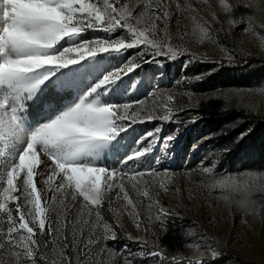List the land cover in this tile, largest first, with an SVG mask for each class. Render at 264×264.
Instances as JSON below:
<instances>
[{
    "label": "snow or ice",
    "instance_id": "6c2138e0",
    "mask_svg": "<svg viewBox=\"0 0 264 264\" xmlns=\"http://www.w3.org/2000/svg\"><path fill=\"white\" fill-rule=\"evenodd\" d=\"M219 5L230 25L243 22L228 0H219ZM174 13L192 22L201 43L218 39L211 26L200 23L191 0H0V264H101L98 257L115 251L107 242L119 238V225L102 215L105 204L112 211L113 193L124 201L122 207L136 227L141 224L125 180L149 201L150 209L158 206V221L170 215L152 199L144 179L168 175L167 170H141L142 161L151 157L160 165L162 159L197 151L209 137L186 147L179 122L167 135L155 127L125 146L122 142L135 125L173 122V109L164 105L157 116L141 107L144 100L121 97L144 87L143 80L130 79L142 65L157 64L160 57L196 58L190 49L171 42L168 24ZM211 15L219 23L217 13ZM89 32L106 35L88 38ZM260 39L264 51V37ZM133 49L134 57L125 56ZM149 70L144 69L145 75ZM167 99L175 102L171 95ZM229 131L225 127L213 135L227 136ZM250 132L241 131L233 145ZM223 151L231 148L226 145ZM110 154L115 160L111 168L101 162ZM215 167L201 161L203 173L213 177V188L227 199L243 181L218 176ZM141 180L142 190L137 189ZM159 187L167 191L163 183ZM127 238L133 239L130 234ZM137 243L142 242L137 238ZM207 251L214 259L222 257L211 246ZM119 255L123 264H136L127 246ZM148 255L159 257L161 252ZM187 264L211 261L189 259Z\"/></svg>",
    "mask_w": 264,
    "mask_h": 264
},
{
    "label": "rangeland",
    "instance_id": "374dc122",
    "mask_svg": "<svg viewBox=\"0 0 264 264\" xmlns=\"http://www.w3.org/2000/svg\"><path fill=\"white\" fill-rule=\"evenodd\" d=\"M228 2L234 15L243 21L237 26L230 25L225 18L219 0H208L207 4L191 0L202 18L200 23L214 30L213 36L218 38L214 42L201 43L192 22L183 14H173L168 24L171 42L190 49L195 59L189 62L188 54L174 61L160 57L159 63L142 65L130 76L133 81L143 80L144 87L130 90L121 99L144 100L141 107L155 111L157 116L162 115L160 109L167 105L173 109V122L157 119L137 124L123 145L129 144L133 136L155 127L162 128L160 135H167L179 122H183L186 147L196 139L209 138L202 139L197 151L162 159L160 165L152 163L151 157L142 161L141 170L149 167L161 173L167 170L168 175L144 179L148 181L152 199L158 200L169 216L158 221V206L150 209L149 201L138 196L137 190L131 187L132 182L125 180L140 215L141 224L137 228L135 219L122 207L124 201L112 194V211L105 204L102 215L113 226L119 225L116 228L119 238L107 242V248L115 251L98 257L101 264H123L119 254L125 246L134 253L136 264H187L189 259L201 258L211 264H264V61H246L251 56H264L259 47L260 38L264 37V27H261L264 25V0ZM213 11L219 23L212 19ZM159 27L163 30L165 26L161 23ZM246 27L252 30L246 32ZM105 35L103 32L87 33L88 38ZM135 51L129 50L125 56L134 57ZM228 53L232 54L231 59ZM235 60L242 62L236 65ZM144 69H150L147 75ZM197 76L200 79H196ZM149 84L151 89L147 88ZM149 92L154 95H148ZM169 95L174 97V103L168 101ZM223 111H231L232 115L217 119L216 113ZM193 119L195 123H191ZM225 127L230 129L227 136L213 135ZM248 129H251L248 136L240 144L233 145L234 137ZM226 145L231 151H223ZM201 161L213 162L218 176L230 175L243 181L240 190L228 192L225 199L222 190L213 188V177L203 173ZM101 162L111 168L115 160L110 154ZM160 183L167 191L159 187ZM143 188L144 180H141L137 189ZM129 234L133 239L127 238ZM137 238L142 243H137ZM208 246L220 250L222 257L212 258ZM141 248L142 251H138ZM153 250H159L161 255H148Z\"/></svg>",
    "mask_w": 264,
    "mask_h": 264
},
{
    "label": "trees",
    "instance_id": "16d2710c",
    "mask_svg": "<svg viewBox=\"0 0 264 264\" xmlns=\"http://www.w3.org/2000/svg\"><path fill=\"white\" fill-rule=\"evenodd\" d=\"M247 63H252V62H262L264 61V56H251V57H248L246 59ZM219 62V61H218ZM224 61H220L219 63L223 64ZM242 62V60H235L234 63L236 65H240ZM216 114H218L216 116L217 119H221V118H227V117H230L232 115V112L231 111H223V112H217ZM109 220L111 221V218L109 217Z\"/></svg>",
    "mask_w": 264,
    "mask_h": 264
}]
</instances>
